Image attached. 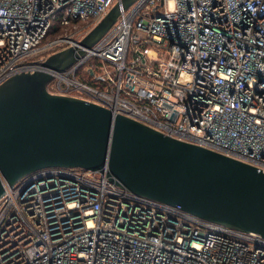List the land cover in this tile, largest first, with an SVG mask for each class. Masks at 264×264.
I'll use <instances>...</instances> for the list:
<instances>
[{
	"label": "built area",
	"instance_id": "built-area-1",
	"mask_svg": "<svg viewBox=\"0 0 264 264\" xmlns=\"http://www.w3.org/2000/svg\"><path fill=\"white\" fill-rule=\"evenodd\" d=\"M118 1L0 0V84L80 48ZM82 49L47 70L50 94L264 172V0H135ZM4 189L0 264H264L260 235L136 195L106 170L45 168Z\"/></svg>",
	"mask_w": 264,
	"mask_h": 264
},
{
	"label": "water",
	"instance_id": "water-1",
	"mask_svg": "<svg viewBox=\"0 0 264 264\" xmlns=\"http://www.w3.org/2000/svg\"><path fill=\"white\" fill-rule=\"evenodd\" d=\"M120 0L79 41L49 55L44 70L0 84V198L4 186L45 168L103 171L136 195L264 238V172L212 150L164 135L82 99L50 94L47 70L63 71L114 24Z\"/></svg>",
	"mask_w": 264,
	"mask_h": 264
},
{
	"label": "trees",
	"instance_id": "trees-1",
	"mask_svg": "<svg viewBox=\"0 0 264 264\" xmlns=\"http://www.w3.org/2000/svg\"><path fill=\"white\" fill-rule=\"evenodd\" d=\"M80 78H82L85 82L93 85L92 79L89 78L88 75H86V76H80Z\"/></svg>",
	"mask_w": 264,
	"mask_h": 264
},
{
	"label": "rangeland",
	"instance_id": "rangeland-1",
	"mask_svg": "<svg viewBox=\"0 0 264 264\" xmlns=\"http://www.w3.org/2000/svg\"><path fill=\"white\" fill-rule=\"evenodd\" d=\"M53 36H54V34L51 33L47 38L49 39V38H51Z\"/></svg>",
	"mask_w": 264,
	"mask_h": 264
}]
</instances>
